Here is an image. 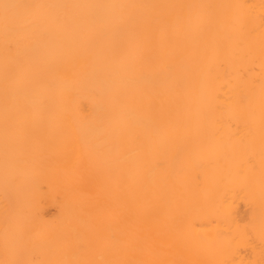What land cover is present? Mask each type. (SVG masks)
<instances>
[{"label": "bare ground", "instance_id": "1", "mask_svg": "<svg viewBox=\"0 0 264 264\" xmlns=\"http://www.w3.org/2000/svg\"><path fill=\"white\" fill-rule=\"evenodd\" d=\"M0 264H264V0H0Z\"/></svg>", "mask_w": 264, "mask_h": 264}]
</instances>
